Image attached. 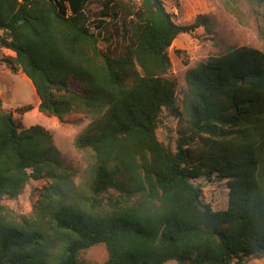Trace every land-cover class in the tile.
<instances>
[{
  "label": "trees",
  "instance_id": "obj_1",
  "mask_svg": "<svg viewBox=\"0 0 264 264\" xmlns=\"http://www.w3.org/2000/svg\"><path fill=\"white\" fill-rule=\"evenodd\" d=\"M90 1L0 0L11 71L31 81L39 112L61 122L90 117L75 146L95 161L92 179L77 185L51 132L0 112V264H92L81 254L101 244L105 264H249L262 256L264 52L235 47L188 71L181 112L168 49L210 19L182 26L163 0H141L137 10L108 0L104 9L124 13L129 38L112 57L85 14ZM165 112L183 125L176 152L157 137ZM211 176L227 180L225 211L213 210L197 184ZM31 181L46 182L31 216L4 205Z\"/></svg>",
  "mask_w": 264,
  "mask_h": 264
},
{
  "label": "rangeland",
  "instance_id": "obj_2",
  "mask_svg": "<svg viewBox=\"0 0 264 264\" xmlns=\"http://www.w3.org/2000/svg\"><path fill=\"white\" fill-rule=\"evenodd\" d=\"M122 1L134 10L141 6V0ZM107 2L91 0L85 8V14L99 36L100 49L112 57H119L129 45L124 13L116 14L111 7L109 10L104 9ZM163 3L178 25H192L199 16H207L211 24L207 29L201 26L193 33L180 35L168 49L172 65L168 77L177 83V106L181 112L184 111L183 94L187 88L188 71L235 47H250L264 52V39L259 34L264 24V6L254 5L248 0H163ZM104 13H109V17ZM101 21H104L103 27L97 28ZM12 57H15V53L0 46V112L12 113L25 128L42 126L51 132L56 147L75 171V183L82 185L90 181L95 167L93 155L90 151H79L75 146L77 138L88 128L90 117L72 113L61 122L56 117L39 112L40 100L33 84L22 72L14 73L9 67L8 61ZM27 106H31L32 110L21 114L19 109ZM182 126L178 115L165 112L157 131L158 140L176 152L178 132ZM197 184L213 210L225 211L228 208L226 179L211 176ZM45 185V181H31L17 199H5L3 203L19 215L31 216ZM108 258L107 248L103 244L81 254V259L92 264H105ZM249 264H264V254L250 258Z\"/></svg>",
  "mask_w": 264,
  "mask_h": 264
},
{
  "label": "crops",
  "instance_id": "obj_3",
  "mask_svg": "<svg viewBox=\"0 0 264 264\" xmlns=\"http://www.w3.org/2000/svg\"><path fill=\"white\" fill-rule=\"evenodd\" d=\"M31 82V81H30Z\"/></svg>",
  "mask_w": 264,
  "mask_h": 264
}]
</instances>
